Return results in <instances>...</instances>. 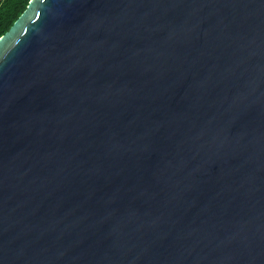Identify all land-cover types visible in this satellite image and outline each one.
<instances>
[{"label": "water", "instance_id": "95a60500", "mask_svg": "<svg viewBox=\"0 0 264 264\" xmlns=\"http://www.w3.org/2000/svg\"><path fill=\"white\" fill-rule=\"evenodd\" d=\"M0 264H264V0H30Z\"/></svg>", "mask_w": 264, "mask_h": 264}, {"label": "trees", "instance_id": "16d2710c", "mask_svg": "<svg viewBox=\"0 0 264 264\" xmlns=\"http://www.w3.org/2000/svg\"><path fill=\"white\" fill-rule=\"evenodd\" d=\"M30 0H0V37L10 29Z\"/></svg>", "mask_w": 264, "mask_h": 264}]
</instances>
